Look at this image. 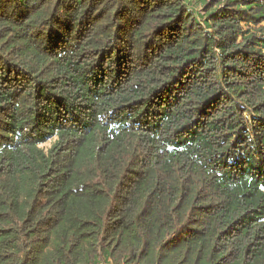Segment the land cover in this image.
Instances as JSON below:
<instances>
[{
	"label": "trees",
	"instance_id": "obj_1",
	"mask_svg": "<svg viewBox=\"0 0 264 264\" xmlns=\"http://www.w3.org/2000/svg\"><path fill=\"white\" fill-rule=\"evenodd\" d=\"M0 264H264V0H0Z\"/></svg>",
	"mask_w": 264,
	"mask_h": 264
}]
</instances>
